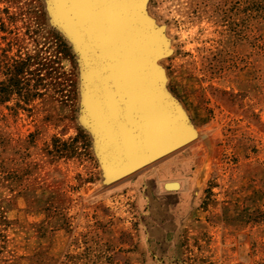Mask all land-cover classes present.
I'll use <instances>...</instances> for the list:
<instances>
[{"label": "rangeland", "instance_id": "rangeland-1", "mask_svg": "<svg viewBox=\"0 0 264 264\" xmlns=\"http://www.w3.org/2000/svg\"><path fill=\"white\" fill-rule=\"evenodd\" d=\"M69 3L0 0V264H264V0H144L194 139L117 180Z\"/></svg>", "mask_w": 264, "mask_h": 264}, {"label": "bare ground", "instance_id": "bare-ground-1", "mask_svg": "<svg viewBox=\"0 0 264 264\" xmlns=\"http://www.w3.org/2000/svg\"><path fill=\"white\" fill-rule=\"evenodd\" d=\"M111 1L114 5H110L112 3ZM111 1L95 0L96 6L100 2H103L102 6L107 11V13L103 12L102 19L97 16V10L94 11L92 9L91 3H88L84 9L88 21L98 25H92L93 28H86L87 32L84 35L85 39L87 38L88 40L87 46L89 52L93 51L97 56V58L94 57L92 59L91 63V73L98 84L97 89H95V96H93V98L98 97L96 104L97 111H94V115L101 129L104 138V147L107 151V157L109 156L112 169L120 173L129 171L135 173L181 149L189 142L170 153H166V155L155 157L159 153L158 151H161L168 145L169 142L166 138L168 137L169 131L166 132L164 129L163 133H161L158 129L154 130L152 119L157 116L162 120L161 117L165 114L162 106L165 108L170 106L169 108L173 112L172 114L177 117L179 116L172 108V105L162 95L160 71L155 67V60L162 52V45L157 43L154 36L137 22L133 11L134 0ZM73 2L74 0H70L69 7L71 5L73 6ZM104 2L105 5H103ZM102 21L103 24H106L104 29L100 28ZM153 54L155 55L154 58L152 57ZM131 56L135 57L138 61L137 70L139 75H137L138 79L136 81H139L140 85H138L144 88V93L140 100L129 90L125 91L128 89V85L132 81H135L133 78L132 80L130 78L131 76L133 77L131 74L132 70H130L132 67L129 64ZM98 60L102 61L103 65ZM156 74H158L157 80H155ZM133 83L132 86L134 85ZM110 84L114 88L118 85L120 94H122L121 91L126 92L128 101H126V98L123 100L125 107L131 112L136 111L137 113L135 114H138L137 117L139 119L131 117L129 114L123 115L122 118L119 117V107L115 99H111L115 95V90H112ZM125 85H127L126 89ZM153 85H155L154 88ZM157 85L158 89H156ZM112 94L114 95L112 96ZM148 100L150 104L158 102V112H154L148 108ZM143 105L145 109L142 107ZM120 108H122L121 105ZM148 112L151 115L149 117ZM181 137L182 129L180 128L173 135L172 140L180 141ZM137 163L139 166L142 165L141 167H137L138 170L135 168L138 166ZM134 168L137 171H134Z\"/></svg>", "mask_w": 264, "mask_h": 264}, {"label": "water", "instance_id": "water-1", "mask_svg": "<svg viewBox=\"0 0 264 264\" xmlns=\"http://www.w3.org/2000/svg\"><path fill=\"white\" fill-rule=\"evenodd\" d=\"M143 2H144V0H134L133 11L135 13V18L137 19V22L141 26H143L144 29H146V31H149V33L154 36V38L156 39L155 41L157 43L161 44V42L163 40V34H162V32L160 30H158L156 27H154L153 24L149 20L147 21L145 19L144 15H143V12H142ZM102 3L100 2L96 6L97 16L101 17V19L103 18L104 13H107V11H105V9H104L105 7L102 6ZM112 3H110V5H114V3L113 4ZM103 5H105V2H104ZM82 6L83 5L81 4V6L78 8L77 0H74L73 6L72 5L70 7L68 6L69 8H66V10H67L66 13H65L66 10L63 11L64 17H62V16L60 17L58 15L57 10H56L57 20L62 25V27H64V29H66V31L68 33L72 34V36L76 38L77 43H79L81 45L82 49L84 48L88 52L87 53L88 58L86 57V59H89V61H87V64H89V66H88L89 69L86 71V74H87V86H88L87 87L88 88V100H89L87 124L93 130V132L95 133V135H96V137L98 139V142H99V146H101L100 159L102 161V164H103V166L105 168L106 173L112 179H115V180L122 179L124 177L129 176V175H132V173H134V172L129 171V172H126V173H120L118 171H114L112 169V167L110 166L109 156L107 157V151H106V149L104 147V138L102 136L101 129L99 128V126L97 124L96 116L94 115V111H97L96 104H97V101H98V97H96V98L94 97L93 98V96H95V89H97L98 84H97L96 80L94 79L93 74L91 73L92 72L91 63H92V59L94 57L97 58V56H96V54L93 51L89 52V48L87 46L88 45V40H87V38L85 39V37H84L85 33L87 32L86 28L87 29L90 28V27L93 28L92 25H96V24H92V22H89L87 20L85 12H83ZM77 8H78V10H77ZM55 9H56V7H55ZM123 16H125V15L123 14ZM101 19H99V20L101 21ZM101 24H100V28L104 29L106 24H103V21H102ZM96 26H98V25H96ZM152 57L154 58L155 55L153 54ZM98 62L101 65H103L102 61L98 60ZM129 64H130V67H132V68H130V70H132L131 74L133 75V77L131 76L130 78H131V80L133 78V80H135V81H132V83L134 82L133 86H132V83H130L128 85V89H126L127 85H125V89H126L125 91L129 90L133 95H135V97L137 96L136 97L137 99L140 100L142 95H143V93H144V88L139 86L140 85L139 81H136L138 79L137 75H139L138 74V70H137L138 61H137V59H135V57L131 56V58L129 60ZM155 70H157V69H155ZM158 70L161 72L160 68H158ZM157 78H158V74H156L155 80H157ZM161 83H162V81H161ZM160 85H162V84H160ZM110 86H111L112 90H115V95L112 94V96L113 95L114 96L111 99L112 100L115 99V101L117 103V106L119 107L118 108L119 117L122 118L123 115L129 114V115H131V117H135L136 119H139V117H137L138 114H135V113H137L136 111L131 112L129 109H126L127 107H125V102L123 100H125V98H126V101H128V95L126 94V92L125 91H121L122 94H120L119 89H118V85H116L117 87L115 86V88H114V86L112 84H110ZM154 87H155V85H153V88ZM156 89H158V85L156 86ZM97 96H98V93H97ZM105 97H107V96H105ZM167 101H168V103L171 104L169 99ZM159 104H161V103H159ZM120 105L122 106V108H120ZM142 107L145 109L144 105ZM158 107H159L158 102L150 104L149 100H148V108L149 109L153 110L154 112H158L159 111L157 109ZM162 107L165 110V114L161 117L162 120L160 118H158L157 116H155V117L153 116L154 119H152V123H153L154 130L158 129V131H161V133H163L164 129H165L166 132L169 131L168 137L166 138L169 143L161 151H158L159 153L157 152L158 154L155 157H161L162 155H166V153H170L171 151L177 149L178 147H181L182 145L187 144L188 142H191L194 139V137H193V135L191 133L190 126H189L188 122L186 121V119L183 116L180 115V112L178 111L177 106L174 104V105H172V108L175 110V112H177V115H179L178 117L176 115L172 114L173 112L170 110V108H169L170 106L169 107L166 106L167 108H165L164 106H162ZM98 110H99V108H98ZM149 116H151V115H149V112H148V117ZM179 127L182 129V137L180 138L181 140L180 141H178V140L177 141L176 140L173 141L172 137L176 133V131H179V129H180ZM167 141H166V143H167ZM142 161H139V162H142ZM137 165H138V163H137ZM141 166L138 165L135 168L138 170L137 167H141ZM136 169L134 171H137Z\"/></svg>", "mask_w": 264, "mask_h": 264}]
</instances>
